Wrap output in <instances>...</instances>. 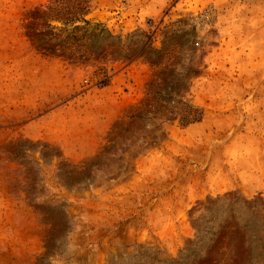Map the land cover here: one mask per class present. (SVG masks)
I'll return each mask as SVG.
<instances>
[{"label":"rangeland","instance_id":"rangeland-1","mask_svg":"<svg viewBox=\"0 0 264 264\" xmlns=\"http://www.w3.org/2000/svg\"><path fill=\"white\" fill-rule=\"evenodd\" d=\"M0 264H264V0H0Z\"/></svg>","mask_w":264,"mask_h":264},{"label":"built area","instance_id":"built-area-1","mask_svg":"<svg viewBox=\"0 0 264 264\" xmlns=\"http://www.w3.org/2000/svg\"><path fill=\"white\" fill-rule=\"evenodd\" d=\"M85 82L87 83V82H88V80H85Z\"/></svg>","mask_w":264,"mask_h":264}]
</instances>
